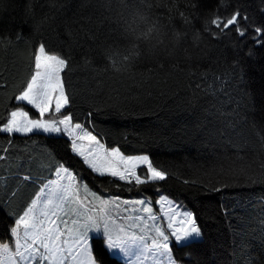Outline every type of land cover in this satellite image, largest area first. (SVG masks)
<instances>
[{
    "label": "trees",
    "instance_id": "trees-1",
    "mask_svg": "<svg viewBox=\"0 0 264 264\" xmlns=\"http://www.w3.org/2000/svg\"><path fill=\"white\" fill-rule=\"evenodd\" d=\"M99 2L0 0V35L13 41L0 46V81L5 85L0 88V126L21 105L15 96L32 75V54L44 42L52 53L70 52L74 61L71 73L65 69L61 74L66 93H71L61 114L70 112L73 123L82 124L108 148L118 147L127 156L148 155L154 166L167 169L168 179L137 185L100 176L73 151L65 135L0 133V145L7 149L0 151L6 157L0 160V244L12 242L14 219L64 165L97 190L123 196L163 192L181 203L203 236L173 247L182 264H238L242 258L244 264H264V179L231 174L229 157L235 150L225 148L220 135L233 119L264 123V111H245L246 92L264 108V43L256 42L255 32L264 29V0H194L195 9L184 7L187 0H178L192 19L191 26L177 25L188 30L186 41L172 50L166 40L171 55L141 43L143 55L121 72L104 70L109 63L105 53L109 48L124 53L134 36L122 35L123 21L115 24L104 17L117 20L123 14L132 23L134 10L119 0H110L111 8H98ZM236 10L247 16L239 23L244 35L234 27L221 31L211 24L214 16L227 17ZM143 11L152 19L158 14L157 9ZM82 17H92L95 42H86L83 34L74 42L68 35L79 32ZM137 26L148 27L139 21L133 23ZM194 32L199 33L195 42ZM16 33L21 40L15 39ZM84 55L92 67L83 66ZM21 106L39 117L31 106ZM247 131L254 142L250 126ZM106 259L124 264L110 254Z\"/></svg>",
    "mask_w": 264,
    "mask_h": 264
},
{
    "label": "snow or ice",
    "instance_id": "snow-or-ice-1",
    "mask_svg": "<svg viewBox=\"0 0 264 264\" xmlns=\"http://www.w3.org/2000/svg\"><path fill=\"white\" fill-rule=\"evenodd\" d=\"M119 2L125 9L131 8L134 10L133 22L129 23L123 14H120L117 20H112L111 17H104V20L115 24H120L123 21L122 35L134 36V40L124 53L109 48V51L105 53V58L109 62L108 67L104 69L105 71H127L132 63L143 55L140 48L141 43L151 45L152 49L163 48L168 55H171L172 50L179 47L182 41H186L188 30H181L177 25L191 26L192 19L184 10H181L178 0H119ZM50 6L56 7L57 5L50 3ZM97 7L111 8L112 5L110 0H100ZM184 7L195 9L197 4L194 0H187ZM145 9L148 11L157 9L158 14L155 15V19L145 15L143 11ZM27 11L31 13V4L28 5ZM165 19L168 22L166 25L163 23ZM246 19L247 16L236 10L227 17L214 16L211 24L221 31L234 27L240 35H244L239 23L240 20ZM81 20L83 23L77 21L80 24L79 32L73 35L69 31L68 35L74 42L81 38V34L86 38V42H95L97 36L92 27L94 24L92 17H82ZM136 21L142 22L148 27L138 30V26L133 27V23H136ZM43 22H46V20ZM109 31L111 32L113 29L110 28ZM255 32L257 34L256 42L258 44L264 43L260 39L261 36H264V29L256 28ZM21 38V34L16 33L15 39L19 41ZM166 40L172 45V50H169L168 45L165 43ZM197 40H199V33L194 32L193 41ZM5 43L11 45L13 41L6 35H0V46L5 45ZM76 46L80 47L81 45L77 43ZM88 51L90 52L91 49H88ZM70 62L74 64L70 52L66 55L52 53L50 49L46 48L44 42H39L32 54L33 73L24 88L15 96V100L32 105L39 111L41 117L49 112H52L53 115L61 113L70 103L69 96L71 93H66L64 78L61 76L65 69L68 70V73L73 70ZM83 66L85 68L92 67V61L87 55L83 56ZM240 79L243 80L242 75ZM221 83H224V81H221ZM4 86V83L0 81V88ZM245 98L248 101L245 105L246 112L249 110L264 111V108L258 106L249 93H245ZM236 116L238 118L239 113H236ZM247 126L251 128V134L255 138L254 142L250 140ZM34 130H42L47 133L63 132L73 136L74 139L71 142L73 151L82 156L89 167L101 176L109 175L130 184L134 182L137 185L168 179L167 169L162 170L158 165L154 166L148 155L125 156L118 147H114L107 152V156L111 158L110 160L102 163H98L96 159L89 160L76 141L83 139L96 143H99V141L91 132L84 130L82 124H73V116L70 112L63 114L62 118L59 119L43 120L28 119L27 112L12 110L8 114L6 122L0 126V133L9 135L13 133L28 134ZM77 130H80L82 134H76ZM220 135L223 137L225 148L235 150L234 155L229 157V171L231 174L237 177L244 176L249 180L255 174L264 179V123L253 119L249 125L246 118L242 122L233 119L232 123L225 127ZM9 144H11L10 140ZM0 151L6 152L7 149L0 145ZM3 159H6V157L0 156V160ZM121 165H123V170H121ZM139 165L144 166V168L138 174L135 169ZM56 175L59 179L51 182L54 187L45 185L48 192L44 193L42 189L41 195L33 199L23 213L14 219V226L10 228L13 237L11 248L8 244H0V250L7 254L5 258L11 264H109L106 255L117 249L125 256H132L134 249H138L137 260L146 259L145 254L152 253L154 256L166 258L167 264H176L169 245L170 236L174 238L175 242L188 245L190 242L196 241L201 235L193 214L188 211L182 213L184 219L181 223L186 226L173 228L172 223L169 222L167 227L172 229L170 233L166 234L165 230L159 225H148L145 223L146 220L155 222L157 217L152 214L153 209L146 206L147 202L145 200H137L134 202L124 201L123 203H134L142 206L139 210L133 209V211H142L147 216H136L130 227L138 228L141 233L145 234L137 235L135 232L129 234L127 229L122 227L120 232L124 233V236L114 238L108 226L110 212L106 207L99 209L100 214L98 216L85 215L82 212H77L75 208L66 210V202H74L83 206L84 201L81 200L79 195L80 189L84 188L86 192L90 190L82 181L77 184L76 176L63 165L58 166ZM24 179L27 180L29 177ZM60 181H67V183L61 184ZM12 195L14 196L15 192ZM91 195L100 200L101 205L113 204L115 207H119L117 200L105 201L95 193H91ZM38 208L40 209L39 213H37ZM92 211L96 210L93 209ZM125 211H128V209H125ZM128 219L133 218L128 217ZM171 219L169 217L170 221ZM89 232H94L98 236L90 238ZM151 232L155 234H147ZM90 240L96 241V243H91ZM0 264H3V262L0 261ZM238 264H244L243 258Z\"/></svg>",
    "mask_w": 264,
    "mask_h": 264
},
{
    "label": "rangeland",
    "instance_id": "rangeland-1",
    "mask_svg": "<svg viewBox=\"0 0 264 264\" xmlns=\"http://www.w3.org/2000/svg\"><path fill=\"white\" fill-rule=\"evenodd\" d=\"M20 110L27 112L24 109H20ZM37 112L39 113L38 110H37ZM50 118L59 119V118H62V114L59 113V114L53 115L52 112H49V113H46L43 117H41L39 115L38 118H34V117L30 116V114L28 113V119L48 120ZM73 124H75V123H73ZM61 127H63V126H61ZM83 129L88 131L84 126H83ZM35 131H42V130H34V132ZM88 132H90V131H88ZM55 134H60V135L64 134L65 136H67L71 140V142L74 139L73 136H69L68 134L63 133V132L55 133ZM76 134L79 135L82 133L80 130H77ZM97 141H99V143L91 142L87 139H83V140H77L76 143L78 144V146H80L83 149L84 155L87 156L89 160L96 159L98 163H102L104 161L110 160L111 158L107 156V152L110 151L112 148H108L107 146H105L98 138H97ZM123 155H125V154H123ZM125 156H127V155H125ZM135 156H137V155H135ZM80 157L84 160V158L82 156H80ZM100 158H102V159H100ZM84 162H85V160H84ZM85 163L89 167L88 163L87 162H85ZM142 167H144V166L139 165L135 169L138 174L140 173L139 169ZM65 168H67V167H65ZM69 170L71 171V173L74 176H76L75 173L71 169H69ZM121 170H123V165H121ZM104 176H109V175H104ZM76 178H77V181H76L77 184H79L82 181L83 184L86 185L87 189L90 191L86 192L84 190V188H81L79 195H80L81 200L84 201V205L82 206V205L76 204L74 202H66V204H65L66 210H71V209L75 208L77 210V212H82L85 215L92 214V215L98 216L100 214L99 209L106 207L107 210L110 212V217L108 220V226H109L114 238L117 236H121V237L124 236V233L120 232V229L122 227L126 228L129 234H131L132 232H135L137 235L145 234V233H141L138 228L130 227V225H132L134 223V218L136 216H138V215L147 216V214L143 213L142 211H133V209L139 210L142 206L136 205L134 203L124 204L123 203L124 201L134 202L137 200H145L147 202L146 206L151 207L153 209L152 214L157 217V220L155 222H153L152 220H146L145 223H147L150 226L153 224L159 225L160 227H162L165 230L166 234L170 233L172 231V229H169L167 227L169 222L172 223L173 228L186 226V225H182V223H181L184 219L182 213L185 211H188V210L181 203H179L177 200L173 199L172 197L166 195L163 192H157V193L151 194V195H149V194H132V195L123 196V195L111 193V192L105 191V190L94 189L86 181L79 179L77 176H76ZM58 179L59 178L57 177V175H55L54 179L48 180L42 187V189L44 190V193L48 192V188H46L45 185H48L49 187H54V185H52L51 182L57 181ZM60 183L66 184L67 181H60ZM91 193H95L97 196H99L100 198H102L105 201L117 200V202L119 203V207L117 208L113 204H108L106 206L101 205L100 200L95 199L91 195ZM39 195H41V192L39 193ZM165 198H166L167 202L165 201ZM42 200H43V197H42ZM93 209H95L96 211H92ZM125 209H128V211H125ZM39 211H40V209L38 208L37 213H39ZM174 213H175V215H173ZM128 217H132L133 219H128ZM169 217L172 218L171 221L169 220ZM81 220H82V218H81ZM135 222L141 223L139 221H135ZM200 233H201V231H200ZM147 234L148 235H154L155 233L151 232V233H147ZM93 236H98V234H96L94 232H89V237L91 238ZM202 237L203 236L201 233L200 237H198L196 239V241L201 240ZM12 242H13V237H12ZM12 242L1 243V244H8L11 248ZM90 242L93 243L92 240H90ZM169 245L172 249V256H173L174 260L176 261V264H182L179 261H177L175 254L173 252V247L175 245H178L181 247L185 244L175 242L174 238L170 236ZM6 255H7L6 253H4L2 250H0V261H2L3 264H11V262L5 258ZM110 255L117 257L118 259L123 261L124 264H167L166 258L154 256L152 253L145 254L147 257L146 259L142 258L141 260H137L136 257H137V255H139L138 249H134V253L132 256H125L122 252L119 251V249L114 250V252L110 253Z\"/></svg>",
    "mask_w": 264,
    "mask_h": 264
},
{
    "label": "crops",
    "instance_id": "crops-1",
    "mask_svg": "<svg viewBox=\"0 0 264 264\" xmlns=\"http://www.w3.org/2000/svg\"><path fill=\"white\" fill-rule=\"evenodd\" d=\"M19 104H26V105H28L26 102H19V101H17ZM19 106V107H16V108H14V109H12V110H20V109H23L22 108V106ZM28 106H31L32 108H34L32 105H28ZM36 111H37V109L36 108H34ZM11 110V111H12ZM8 118V117H7ZM34 132V131H33ZM32 132V133H33ZM36 132V131H35ZM42 133H46V134H55V133H47V132H44V131H41ZM13 134H18V135H28V134H30V133H28V134H21V133H13ZM13 134H11V135H13ZM56 135H60V134H56ZM61 135H64V134H61Z\"/></svg>",
    "mask_w": 264,
    "mask_h": 264
}]
</instances>
